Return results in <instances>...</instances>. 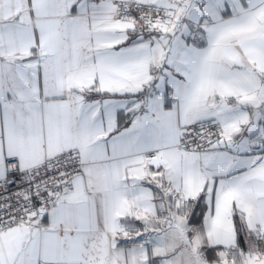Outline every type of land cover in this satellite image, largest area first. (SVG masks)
Listing matches in <instances>:
<instances>
[{"label": "snow or ice", "instance_id": "snow-or-ice-1", "mask_svg": "<svg viewBox=\"0 0 264 264\" xmlns=\"http://www.w3.org/2000/svg\"><path fill=\"white\" fill-rule=\"evenodd\" d=\"M0 264H264V0H0Z\"/></svg>", "mask_w": 264, "mask_h": 264}]
</instances>
